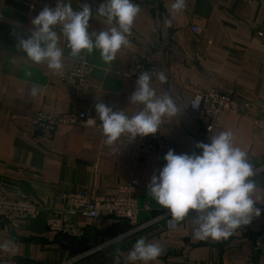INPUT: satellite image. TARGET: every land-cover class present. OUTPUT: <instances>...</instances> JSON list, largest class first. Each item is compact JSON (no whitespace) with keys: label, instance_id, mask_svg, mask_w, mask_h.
<instances>
[{"label":"crops","instance_id":"1","mask_svg":"<svg viewBox=\"0 0 264 264\" xmlns=\"http://www.w3.org/2000/svg\"><path fill=\"white\" fill-rule=\"evenodd\" d=\"M101 2L71 0L74 9L87 3L93 12ZM173 2L134 0L140 12L129 44L110 64L96 50L72 57L62 40L63 71L76 59L93 67L90 88L79 95L62 85L59 74L46 64L33 63L16 41L18 36L30 35L34 30L31 20L43 7H54L56 0H0V185L8 188L11 197L31 198L43 207L40 215L27 219L12 223L0 219V264H127V254L140 237L163 249L149 264H264V243L257 240L264 217L259 224L238 228L227 238L200 240L193 235L195 213L189 211L177 223L178 229H167L160 221L74 260L81 247L114 238L128 225L111 218L94 223L81 215L67 216L84 232L68 241L45 224L51 211L59 213L58 195L81 190L112 195L117 186L132 182L136 183L133 193L138 201L151 206L150 211L139 210L140 220L165 210L148 194L147 185L164 165L167 151L141 155L121 137L106 144L102 131L89 127L73 126L46 135L30 124L37 110L75 113L94 100L134 115L143 107L129 100L136 79L114 73L132 63L153 64L167 77L163 84L152 80V86L158 95L169 94L179 109L175 117L163 118L159 127L175 153L198 154L196 142L208 143L211 135L231 130L234 143L246 151L252 166L264 163V131L249 119L250 114L264 109V40L256 35L264 32V3L185 0L184 9L173 13ZM191 25H197L199 32L191 31ZM108 27L103 17L89 19V31ZM213 88L248 101L249 115L225 112L220 125L206 131L205 117L191 112L189 101L193 94ZM253 181L256 189L252 198L256 205L264 206V173Z\"/></svg>","mask_w":264,"mask_h":264},{"label":"clouds","instance_id":"2","mask_svg":"<svg viewBox=\"0 0 264 264\" xmlns=\"http://www.w3.org/2000/svg\"><path fill=\"white\" fill-rule=\"evenodd\" d=\"M185 0H174L173 13L181 12ZM140 7L134 0H102L93 12L87 4L79 10L72 7L71 0H56L54 7L45 6L31 20L34 30L27 38L17 37L18 47L35 64H46L54 73L63 74V40L72 57L91 55L94 50L106 63L114 61L122 47L129 44L128 37ZM94 15L103 17L110 26L99 32L89 31V19ZM169 25L171 20L166 21ZM161 83L167 77L162 72H142L135 81V89L129 100L143 105L132 116L124 110L114 111L104 103L95 104L106 144H112L127 134L129 141L137 136L155 135L163 118H172L179 109L167 93L158 95L152 86V76ZM36 89H32L35 95ZM94 125L92 117L85 121ZM199 153H175L169 149L163 156L164 165L153 174L147 185L160 207L170 213L169 227H175L195 212L193 235L196 239L229 237L233 231L249 225L261 214L252 194L256 184L251 179L253 166L247 153L234 143L231 130L211 135L208 143L196 142ZM176 222V223H173ZM163 249L158 243L138 238L129 250L127 264H149L155 261Z\"/></svg>","mask_w":264,"mask_h":264},{"label":"built area","instance_id":"3","mask_svg":"<svg viewBox=\"0 0 264 264\" xmlns=\"http://www.w3.org/2000/svg\"><path fill=\"white\" fill-rule=\"evenodd\" d=\"M243 1L248 4L256 2L264 3V0ZM190 29L194 33L200 30L197 25H191ZM256 35L264 40L263 31H257ZM92 71L93 67L91 64L82 59H76L68 70H64L62 75L59 74L58 78L62 85L69 87L74 93L82 95L90 88ZM142 72L154 74L157 72V68L153 64L136 62L114 71L117 75L134 79H137L138 75ZM155 79L156 77L153 75L152 80ZM100 102L112 108L108 102L94 100L86 108L80 109L75 113L40 109L32 114L30 124L46 135H53L64 128L73 126L89 127L102 131L99 119L95 115V104ZM189 108L193 113L201 112L203 114L206 119L205 130L211 131L220 125L223 113L225 112L247 117L250 111V104L248 101L237 99L213 88L205 92L193 94L189 101ZM90 117L96 120L94 125H88L85 122ZM249 119L257 129L264 131V109L250 114ZM121 138L128 145L134 147L137 153L141 155L154 151H168L172 147L169 137L160 131L155 135L137 136L131 141H129L127 134L122 135ZM253 173L252 180L261 173H264V163L253 167ZM135 184L132 182L126 185H119L116 187V193L112 195H97L88 190H81L65 192L56 196L55 201L59 205V213L51 211L45 217V224L51 231L75 238L83 236V229L67 218V216L74 215H81L94 223L111 218L128 225V229L124 233L93 245L84 252L72 257L71 260L98 252L110 243L126 235L146 229L160 221L165 224L167 229L179 228V225L174 221L173 223H176V226L174 228L169 227L170 213L167 209L155 216H149L144 220H140L138 217L139 210L150 211L151 206L147 201L142 203L138 201L133 193ZM256 207L261 208V214L258 217H254L249 225L259 224L264 217V206L256 205ZM42 210L43 207L37 201L25 197H11L8 188L0 185V219L12 223L19 219H27L40 215ZM190 212L194 211L190 210ZM257 240L260 243H264V228L259 231Z\"/></svg>","mask_w":264,"mask_h":264},{"label":"trees","instance_id":"4","mask_svg":"<svg viewBox=\"0 0 264 264\" xmlns=\"http://www.w3.org/2000/svg\"><path fill=\"white\" fill-rule=\"evenodd\" d=\"M58 236L64 238V239H67L68 241H71V240H76L78 238H75V237H70V236H66V235H62V234H58ZM89 249V247H81L80 248V251L83 252L85 250Z\"/></svg>","mask_w":264,"mask_h":264}]
</instances>
